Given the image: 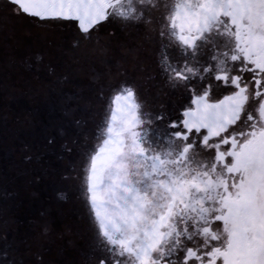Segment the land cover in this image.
Returning a JSON list of instances; mask_svg holds the SVG:
<instances>
[{"label": "snow or ice", "instance_id": "snow-or-ice-1", "mask_svg": "<svg viewBox=\"0 0 264 264\" xmlns=\"http://www.w3.org/2000/svg\"><path fill=\"white\" fill-rule=\"evenodd\" d=\"M4 17L74 21V48L142 30L190 101L171 119L109 86L85 169L94 264H264V0H0ZM3 239L0 264H22Z\"/></svg>", "mask_w": 264, "mask_h": 264}, {"label": "rangeland", "instance_id": "rangeland-1", "mask_svg": "<svg viewBox=\"0 0 264 264\" xmlns=\"http://www.w3.org/2000/svg\"><path fill=\"white\" fill-rule=\"evenodd\" d=\"M110 33H115V38L110 40ZM77 36L74 21L0 18V172L5 167L9 170V175L0 176V230L9 235L7 243L16 249L21 262L30 257L33 260L32 248L43 247L47 261L53 251L52 238L64 240L67 231H74L80 248L70 253L81 259V248L96 242L89 239L87 243V234L93 233L95 240L96 231L85 169L87 154L98 143V125L110 103V85L134 82L145 112H163L171 119L190 102L187 93L171 88L158 74L156 52L145 42L142 30L124 31L118 24H106L99 33V43L94 38L74 48ZM126 49L138 51L128 55ZM33 126L45 134L31 139L28 131ZM60 179L65 183L60 185ZM55 181L71 188L72 198L66 206H54L55 191L50 186ZM40 207H51L53 222L61 217L70 225L58 222L59 226L53 223L47 232H30V228H44L45 222L52 221L43 216ZM11 214L15 219L7 218ZM37 238L43 247L35 246ZM56 248L54 245L53 252ZM52 256L56 264L57 256ZM70 263L64 260L63 264Z\"/></svg>", "mask_w": 264, "mask_h": 264}, {"label": "trees", "instance_id": "trees-1", "mask_svg": "<svg viewBox=\"0 0 264 264\" xmlns=\"http://www.w3.org/2000/svg\"><path fill=\"white\" fill-rule=\"evenodd\" d=\"M51 101V100H50ZM54 101H57V100H54ZM51 102H49V104H50ZM53 104V103H52ZM41 104H38V106H40ZM54 112V111H53ZM39 116V117H38ZM43 117V116H42ZM38 118H40V114L39 115H37V118L35 119V121L38 119ZM35 121H34V123H35ZM55 128H57V127H54L53 128V132H54V130H55ZM28 129H30V128H28ZM32 129V131H28L29 132V136H30V138L31 139H33V137H36L37 135H35V134H42V133H44L45 134V132H41L40 131V129L38 128V126H35V129H34V126L31 128ZM64 138H67V137H64ZM63 138V139H64ZM10 159V158H9ZM23 165H24V163H22ZM3 173H1L0 172V176L2 175V177L3 176H7V175H9V170H7L6 169V167H5V170L3 169V171H2ZM55 173V172H54ZM16 182H18V181H16ZM62 183H65L62 179H60V185L62 184ZM60 185H57V182L55 181V182H53L52 184H51V188H53L54 190H53V192H54V199H55V207H58V206H66V205H64V204H66V203H69L70 201H69V198H72V195H70V193H71V188L70 187H68V186H60ZM36 191V190H35ZM69 195H70V197H69ZM76 200H77V202H79V200L76 198ZM45 205H46V203H45ZM68 205V204H67ZM79 205H80V203H79ZM45 208V207H44ZM46 208H47V206H46ZM39 209H42V207H40ZM50 209H51V207L49 208L48 207V209H42V212H43V216H45L46 218H49V216L51 217V219H52V214L50 213ZM46 210V211H45ZM15 216V215H14ZM12 214H11V216L10 217H7V218H14L15 219V217H14ZM6 218V219H7ZM66 219H67V217H66ZM53 220L54 219H52V224H51V222L49 221V223L47 224V222H45V227L43 228V227H41V226H39V228H37L36 229V227L35 228H30V232H32V230H36V232H40L41 230H43L44 229V232H47L46 231V229H48V227L50 226V225H54L55 224V226L57 227V226H59V224H58V222L60 223V224H62V223H64V224H62V225H64V226H66V224L67 225H70V224H68V221L67 220H65L64 222L62 221V218L61 217H59L58 218V220L56 219L54 222H53ZM70 223H72L71 221H69ZM54 223V224H53ZM42 225V224H41ZM46 225H48V226H46ZM8 228V227H7ZM56 229H58L59 230V232L61 233V232H63L62 231V229L61 228H56ZM10 230H12V229H10ZM1 231V230H0ZM8 233H11V231H7ZM30 232H28L27 231V233H30ZM68 232V233H67ZM66 233H67V236L65 237V239L64 240H61V239H58L57 237L55 238V237H53L52 238V245H53V248L51 247V249H53V251H54V245H57V248H56V252H53L52 251V253H54L55 254V256H57L56 257V264H63L64 263V260H67V261H69L70 260V264H94V260L89 256V252H90V249H91V247H92V245L90 246V244H89V242L92 240V241H94L95 242V240L93 239V233H89V234H87V236H88V246H86V247H82L81 248V250H82V253H84V258H79V256L78 257H76V256H74L75 255V253L74 252H71L70 253V251H71V249H73V248H75L76 250L77 249H80L79 248V246H78V242L76 241V239L74 238V234H73V232L74 231H72V232H69V231H67ZM4 234V236H7V241H9V235L6 233V231H4V230H2L1 232H0V248H2V245H3V243L5 242L4 241V239H3V237L4 236H2ZM34 234H35V232H34ZM51 233L49 232V233H46V237H49L48 235H50ZM69 234H70V236H69ZM34 238V237H33ZM89 239H90V241H89ZM59 240H61L60 241V243H61V245L58 243V241ZM68 243V244H67ZM34 244H35V246H37V247H43L42 246V240H40L39 238H37L36 240L34 239ZM34 247V246H33ZM31 252H33V260L32 259H30V258H28L27 260H24L23 262H22V264L24 263V264H40V261H42V264H55L54 263V261H53V256H52V253H50L49 255H48V259H47V261L45 260V256L47 255L46 254V252H45V247H43L41 250L40 249H37V248H32L31 249ZM43 253V254H42ZM23 254V253H22ZM38 257L40 258V260L38 261ZM46 262V263H45ZM59 262V263H58Z\"/></svg>", "mask_w": 264, "mask_h": 264}]
</instances>
